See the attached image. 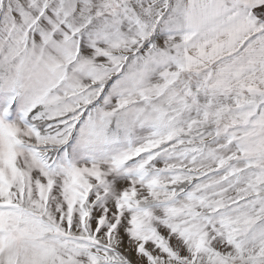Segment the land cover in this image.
<instances>
[{"label": "snow or ice", "instance_id": "6c2138e0", "mask_svg": "<svg viewBox=\"0 0 264 264\" xmlns=\"http://www.w3.org/2000/svg\"><path fill=\"white\" fill-rule=\"evenodd\" d=\"M0 264H264V0H0Z\"/></svg>", "mask_w": 264, "mask_h": 264}]
</instances>
